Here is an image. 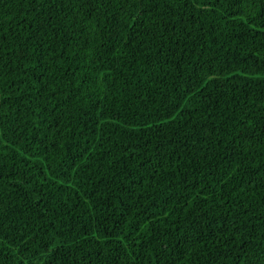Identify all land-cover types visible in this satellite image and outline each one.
<instances>
[{
	"label": "trees",
	"instance_id": "1",
	"mask_svg": "<svg viewBox=\"0 0 264 264\" xmlns=\"http://www.w3.org/2000/svg\"><path fill=\"white\" fill-rule=\"evenodd\" d=\"M0 264H264V0H0Z\"/></svg>",
	"mask_w": 264,
	"mask_h": 264
}]
</instances>
